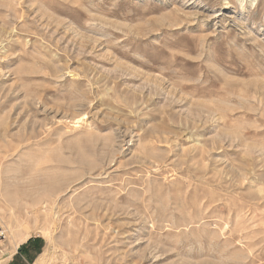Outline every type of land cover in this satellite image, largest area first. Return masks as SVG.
Returning a JSON list of instances; mask_svg holds the SVG:
<instances>
[{"label": "rangeland", "instance_id": "374dc122", "mask_svg": "<svg viewBox=\"0 0 264 264\" xmlns=\"http://www.w3.org/2000/svg\"><path fill=\"white\" fill-rule=\"evenodd\" d=\"M0 264H264V0H0Z\"/></svg>", "mask_w": 264, "mask_h": 264}, {"label": "trees", "instance_id": "16d2710c", "mask_svg": "<svg viewBox=\"0 0 264 264\" xmlns=\"http://www.w3.org/2000/svg\"><path fill=\"white\" fill-rule=\"evenodd\" d=\"M21 250H23V249H21Z\"/></svg>", "mask_w": 264, "mask_h": 264}]
</instances>
